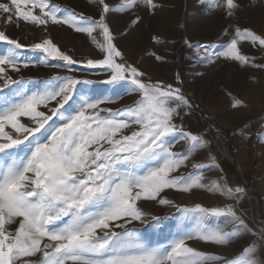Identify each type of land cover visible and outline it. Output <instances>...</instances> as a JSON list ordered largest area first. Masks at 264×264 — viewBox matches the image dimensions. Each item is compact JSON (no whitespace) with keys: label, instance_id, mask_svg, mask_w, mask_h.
Wrapping results in <instances>:
<instances>
[{"label":"snow or ice","instance_id":"snow-or-ice-1","mask_svg":"<svg viewBox=\"0 0 264 264\" xmlns=\"http://www.w3.org/2000/svg\"><path fill=\"white\" fill-rule=\"evenodd\" d=\"M92 2L98 18L71 11L61 17L50 0L0 2L5 25L18 26L22 20L46 29L51 22L68 25L94 41V33L102 35L103 43H96L103 58L84 63L108 70V79L100 83L112 86L115 93L97 95L93 80L70 76L53 77L42 89L29 88L31 81L8 73L29 67L19 51L25 45L0 30V42L7 45L0 48V264H264V222L251 224L238 207L246 188L231 185L223 176L210 185L203 182L204 168L218 167L214 156L209 157L212 165L193 164L197 172L173 175L211 143L207 133L183 127L191 102L179 87L144 82L137 67L117 61L122 53L107 23L112 9L106 0ZM141 5L152 13L161 6L156 0H121L119 7L131 11ZM224 8L231 18L239 4L225 0ZM139 20L136 16L132 23ZM225 35L230 39L223 50L213 51L208 59L220 56L240 67L264 70V63L242 51L246 42L264 52V33L237 25L226 28ZM200 47L207 53L210 45ZM31 49L46 54L41 64L50 57L63 62L52 66L72 71L79 63L51 39ZM124 84L140 98L122 109L101 107L121 97L116 89ZM51 102L55 106L50 107ZM242 106L243 100L233 97V107ZM173 138L184 141L187 149L173 151ZM199 188L233 203L182 209L193 214L194 223L181 227L168 245H153L128 227L133 221L145 222L139 201L166 205L171 202L162 196L165 190L190 193ZM209 217L224 219L210 222ZM247 236L255 239L233 257L188 244L196 239L228 248Z\"/></svg>","mask_w":264,"mask_h":264},{"label":"rangeland","instance_id":"rangeland-1","mask_svg":"<svg viewBox=\"0 0 264 264\" xmlns=\"http://www.w3.org/2000/svg\"><path fill=\"white\" fill-rule=\"evenodd\" d=\"M0 2L10 4V0ZM106 2L112 9L107 15V23L115 38L114 44L122 53L117 61L122 59L126 64L137 67L144 74V82L152 80L179 87L183 94L191 96L202 108L199 111L191 103V108L185 109L183 127L193 133H207V139L211 141L209 150H198L189 157L187 167L173 175L197 172L193 164L212 165L209 157L214 156L218 167H205L200 173L203 182L210 185L223 176L231 185L243 186L246 194L238 207L251 224L264 222V70L253 66L240 67L220 56L208 59L213 51H222L225 42L230 39L225 35L226 28L238 25L257 34L264 33V0H235L239 9L231 18L225 14V0H156L161 6L154 13L142 5L123 11L119 7L121 0ZM50 3L58 7L61 17L71 11L98 18L99 9L92 0H50ZM3 15L0 13V17ZM136 16L140 20L133 24ZM0 30H6L11 38L25 45L19 51L22 59L29 62V67L21 65L19 73L10 69L8 73L14 79L31 81L29 88L42 89L44 82L53 77L70 76L93 80L97 95H115L112 86L100 83L108 79L110 72L105 68L86 67L84 63L88 59L103 58L96 43H103L99 33H94V41L68 25L50 22L44 29L22 20L18 26L5 25L0 21ZM44 39H51L62 52L79 62L72 66V71L52 66L63 62L50 57L45 64L39 63L46 54L32 50L31 45ZM242 44L244 53L254 57L256 62L264 63V52L249 47L246 42ZM200 45H210L207 53ZM4 47L7 45L0 42V48ZM157 56L162 59L157 60ZM130 88L128 84L118 87L116 92L122 93V96L101 107L115 110L131 106L140 97L128 91ZM233 97L243 100L244 106L234 108ZM49 106H55V102ZM186 149L184 141L175 139L173 151L183 152ZM162 196H166L171 203L162 205L156 201H139L138 206L145 213V222L133 221L128 225L153 245L170 244L181 227L194 223L193 214H185L182 209L196 204L211 208L233 203L205 188L193 189L190 193L167 189ZM156 217L158 221L154 219ZM218 219L223 221L224 218L209 217L210 222ZM253 239L247 236L228 248L196 239L188 241V244L208 254L233 257L244 243Z\"/></svg>","mask_w":264,"mask_h":264},{"label":"trees","instance_id":"trees-1","mask_svg":"<svg viewBox=\"0 0 264 264\" xmlns=\"http://www.w3.org/2000/svg\"><path fill=\"white\" fill-rule=\"evenodd\" d=\"M146 82L156 83L155 81H152V80H147ZM183 95L197 108V110L202 111V108L199 107L198 105H196L195 100L191 96H188L185 94H183Z\"/></svg>","mask_w":264,"mask_h":264}]
</instances>
